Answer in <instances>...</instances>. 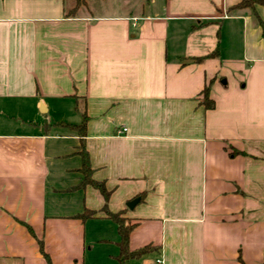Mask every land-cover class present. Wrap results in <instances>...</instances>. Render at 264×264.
Listing matches in <instances>:
<instances>
[{"label": "crops", "instance_id": "obj_1", "mask_svg": "<svg viewBox=\"0 0 264 264\" xmlns=\"http://www.w3.org/2000/svg\"><path fill=\"white\" fill-rule=\"evenodd\" d=\"M159 1L0 0V264H118L81 148L127 264H264V4Z\"/></svg>", "mask_w": 264, "mask_h": 264}, {"label": "trees", "instance_id": "obj_2", "mask_svg": "<svg viewBox=\"0 0 264 264\" xmlns=\"http://www.w3.org/2000/svg\"><path fill=\"white\" fill-rule=\"evenodd\" d=\"M263 4H264V0H241L237 5H235L234 8H237V9L247 8L250 11H252V13H254V7L257 5L261 6ZM83 5H84V0H74V7L68 13L74 12L75 9ZM188 61L192 63H198L201 61V59L192 58V59H189ZM206 93H207L206 89H204L203 90V104L205 108L207 109L212 108L213 104L212 102L207 100ZM85 122H86V119L83 116L79 125L71 126L72 128L76 129L77 133L81 137H83L85 133ZM79 154L81 157L80 173L83 176V179L79 186L89 185L93 189L97 190L99 194L102 196L104 203L101 208V212L104 213L107 219L111 220L115 224L116 232L119 237V240L117 242V246L119 250V253L117 255L118 264H127V262L130 260L138 259L139 257L152 252L153 248L150 246H144L143 248L135 250V251L128 250V235L134 226L129 224V222L126 219L122 218L120 212L112 214L107 211L106 201L109 196V193L105 190V188L103 187L101 183H97L90 179L91 170L89 168L87 156L83 148H81V151L79 152ZM93 214L94 212L92 211H84L81 218L82 219L89 218L93 216ZM27 230L29 231V233H31L29 228H27ZM39 247L41 248V243H39ZM45 259H46V264H49L46 257Z\"/></svg>", "mask_w": 264, "mask_h": 264}, {"label": "rangeland", "instance_id": "obj_3", "mask_svg": "<svg viewBox=\"0 0 264 264\" xmlns=\"http://www.w3.org/2000/svg\"><path fill=\"white\" fill-rule=\"evenodd\" d=\"M159 3V0H84V5L78 13L88 16H114L141 12L147 14L157 11Z\"/></svg>", "mask_w": 264, "mask_h": 264}, {"label": "built area", "instance_id": "obj_4", "mask_svg": "<svg viewBox=\"0 0 264 264\" xmlns=\"http://www.w3.org/2000/svg\"><path fill=\"white\" fill-rule=\"evenodd\" d=\"M122 132H125V129H122ZM156 263L158 264V263H159V261H156Z\"/></svg>", "mask_w": 264, "mask_h": 264}, {"label": "water", "instance_id": "obj_5", "mask_svg": "<svg viewBox=\"0 0 264 264\" xmlns=\"http://www.w3.org/2000/svg\"><path fill=\"white\" fill-rule=\"evenodd\" d=\"M131 205V203H128V206Z\"/></svg>", "mask_w": 264, "mask_h": 264}]
</instances>
